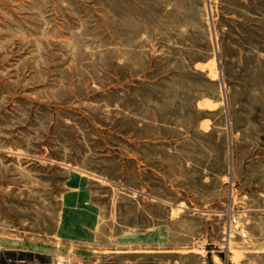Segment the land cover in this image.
<instances>
[{
  "label": "rangeland",
  "instance_id": "rangeland-1",
  "mask_svg": "<svg viewBox=\"0 0 264 264\" xmlns=\"http://www.w3.org/2000/svg\"><path fill=\"white\" fill-rule=\"evenodd\" d=\"M69 215L82 264H264V0H0V248Z\"/></svg>",
  "mask_w": 264,
  "mask_h": 264
},
{
  "label": "crops",
  "instance_id": "crops-1",
  "mask_svg": "<svg viewBox=\"0 0 264 264\" xmlns=\"http://www.w3.org/2000/svg\"><path fill=\"white\" fill-rule=\"evenodd\" d=\"M81 230L80 236L74 237L76 239L42 242L18 239L3 240L1 243L3 248H0V253H2L0 254V264H52L59 254L72 256L76 264H82V262L96 257L97 253L95 247H92L93 245L97 244L102 248L104 245L102 242L100 244L99 237L88 229L82 228ZM129 260L127 254L114 253L108 257L107 264H124V261Z\"/></svg>",
  "mask_w": 264,
  "mask_h": 264
},
{
  "label": "bare ground",
  "instance_id": "bare-ground-1",
  "mask_svg": "<svg viewBox=\"0 0 264 264\" xmlns=\"http://www.w3.org/2000/svg\"><path fill=\"white\" fill-rule=\"evenodd\" d=\"M73 185L74 186H82L84 185L82 181H79V180H74L73 181ZM69 201H78L77 199L75 198H69ZM85 220L80 218L79 216L78 217H75V216H66V218L64 219V222H65V230H64V234L67 235V236H71V237H77V236H80V233H81V229L79 227V224L81 222H84Z\"/></svg>",
  "mask_w": 264,
  "mask_h": 264
},
{
  "label": "built area",
  "instance_id": "built-area-1",
  "mask_svg": "<svg viewBox=\"0 0 264 264\" xmlns=\"http://www.w3.org/2000/svg\"><path fill=\"white\" fill-rule=\"evenodd\" d=\"M55 264H73V262L70 259H64V260H58Z\"/></svg>",
  "mask_w": 264,
  "mask_h": 264
}]
</instances>
